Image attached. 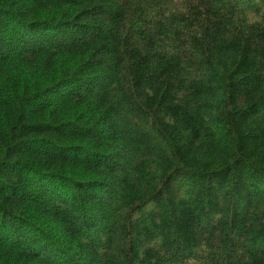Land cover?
Listing matches in <instances>:
<instances>
[{
	"label": "trees",
	"instance_id": "obj_1",
	"mask_svg": "<svg viewBox=\"0 0 264 264\" xmlns=\"http://www.w3.org/2000/svg\"><path fill=\"white\" fill-rule=\"evenodd\" d=\"M0 264H264V0H0Z\"/></svg>",
	"mask_w": 264,
	"mask_h": 264
}]
</instances>
